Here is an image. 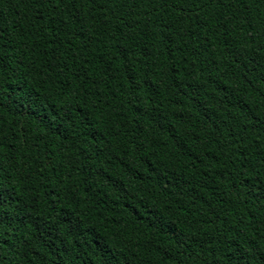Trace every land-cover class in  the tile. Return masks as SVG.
Masks as SVG:
<instances>
[{
  "label": "trees",
  "instance_id": "obj_1",
  "mask_svg": "<svg viewBox=\"0 0 264 264\" xmlns=\"http://www.w3.org/2000/svg\"><path fill=\"white\" fill-rule=\"evenodd\" d=\"M0 35L3 264L264 250V0H0Z\"/></svg>",
  "mask_w": 264,
  "mask_h": 264
},
{
  "label": "snow or ice",
  "instance_id": "obj_2",
  "mask_svg": "<svg viewBox=\"0 0 264 264\" xmlns=\"http://www.w3.org/2000/svg\"><path fill=\"white\" fill-rule=\"evenodd\" d=\"M35 2L39 3L40 0H35ZM63 2H71V0H55V3L57 5H59L60 3H63ZM3 39V36L0 35V40ZM261 126H264V119H261V120H257L254 124V127H261ZM246 177L243 175L242 171L240 173H238V176H237V184H243L244 181H245ZM255 188V185H252L251 186V189H254ZM250 189V190H251ZM3 197L0 196V200H2ZM3 223H5V218L0 216V225H2ZM180 243H183L182 240L178 241ZM3 245H4V241L3 240H0V252H3ZM247 260V264H251V261L252 260H258L259 264H264V250H261L260 252L258 253H254L251 257L248 256V253L245 251V252H242L241 253ZM6 253L3 255V256H0V264H3V261L4 259L6 258Z\"/></svg>",
  "mask_w": 264,
  "mask_h": 264
}]
</instances>
